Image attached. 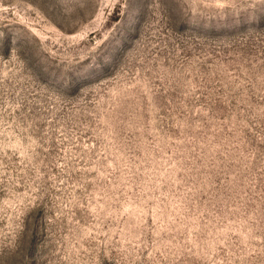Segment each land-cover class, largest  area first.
<instances>
[{
	"label": "rangeland",
	"instance_id": "rangeland-1",
	"mask_svg": "<svg viewBox=\"0 0 264 264\" xmlns=\"http://www.w3.org/2000/svg\"><path fill=\"white\" fill-rule=\"evenodd\" d=\"M0 264H264V0H0Z\"/></svg>",
	"mask_w": 264,
	"mask_h": 264
}]
</instances>
